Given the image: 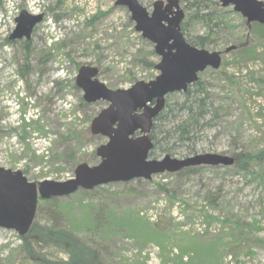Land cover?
I'll use <instances>...</instances> for the list:
<instances>
[{
  "label": "rangeland",
  "instance_id": "obj_1",
  "mask_svg": "<svg viewBox=\"0 0 264 264\" xmlns=\"http://www.w3.org/2000/svg\"><path fill=\"white\" fill-rule=\"evenodd\" d=\"M114 1L0 0V166L21 169L36 181L65 180L74 175L76 164L98 162L95 149L107 137L93 134L90 121L106 101H84L83 91L74 86L78 67L96 65L98 78L112 88L128 87L135 80H147L158 73L154 65L143 62V57L152 63L158 61V55L149 53L153 44L135 30L129 10ZM153 1L141 0L149 9ZM181 5L184 7L182 1ZM21 9L44 13L27 47L23 46L25 39H8ZM242 18L235 10L226 16L228 24L235 27L234 37L245 31L240 25ZM191 30L198 33L204 27L195 23ZM263 48L262 40L255 57L243 62L224 52L222 57L228 62L220 65L222 72L202 71L200 78L212 101L224 106L225 112L206 129L204 139L197 144L198 152L234 156L240 150L264 148ZM21 115L26 122L36 120L35 125L42 129L27 125L22 138ZM182 151L173 156H183ZM166 173L153 174L151 179L115 181L108 187L116 192L114 206L125 217L139 214L146 219L147 228H163L165 251L148 236L147 241L138 237V232L122 231L107 246V264H170L172 249L202 250L214 241L231 238L234 230L230 227L236 225L245 231L240 238L247 242L264 238V170L208 165L179 176ZM75 194L73 200L83 196L84 202L91 200L82 193ZM94 200L99 201V197ZM39 221L46 222L44 217ZM19 235L14 229L0 227V264H31L28 253L19 248ZM245 245L235 250L236 256L227 254L221 264H264V246L252 244L246 252ZM221 249L222 244L218 251ZM52 251L44 248L46 255L39 254L34 264H56L64 256L55 247Z\"/></svg>",
  "mask_w": 264,
  "mask_h": 264
},
{
  "label": "water",
  "instance_id": "obj_2",
  "mask_svg": "<svg viewBox=\"0 0 264 264\" xmlns=\"http://www.w3.org/2000/svg\"><path fill=\"white\" fill-rule=\"evenodd\" d=\"M222 6H231L248 22L264 25V0H219ZM130 12L135 30L153 44L159 59L154 63L158 73L150 79L135 80L128 87L112 88L98 78L96 65L81 64L75 84L86 102L106 101L91 119L90 131L107 137L95 153L98 162H80L74 175L65 180L29 179L21 169L0 166V227L25 234L31 227L39 198L69 195L80 188L134 178L151 179L153 174L175 172L187 166L231 165L234 156L222 152H195L184 156L165 153L150 156L154 142L151 129L154 118L164 108L166 95L184 91L196 81L207 67L218 68L223 50L208 49L190 43L184 36L181 23L186 11L181 0H154L149 9L141 0H115ZM44 13L21 9L15 16V26L8 39L29 40L35 25Z\"/></svg>",
  "mask_w": 264,
  "mask_h": 264
},
{
  "label": "trees",
  "instance_id": "obj_3",
  "mask_svg": "<svg viewBox=\"0 0 264 264\" xmlns=\"http://www.w3.org/2000/svg\"><path fill=\"white\" fill-rule=\"evenodd\" d=\"M181 1L186 9L181 29L190 43L200 47L221 46L222 48L235 44V47L227 52L235 55L237 62L255 57L259 43L264 41L263 24L257 21L248 22L242 18L240 25L245 31L240 36L234 37L235 27L228 24L226 19V16L234 11L229 6H222L219 0ZM195 23L201 24L204 30L198 33L192 32L191 25ZM28 43L29 41L25 39L23 46L27 47ZM149 53L153 54L154 50L151 49ZM145 58L143 57V62L146 66L154 65ZM227 62L222 57L221 66ZM21 67L24 70L26 65L23 64ZM207 68L219 73L224 70L220 66L216 69ZM201 73L202 71L198 79L189 84L186 90L170 92L166 95L165 106L153 121L151 136L154 145L150 150V156L155 157L165 153L173 155L182 148L184 149L182 152H185L183 156L198 152L197 144L204 139L206 129L214 126L224 114L225 107L214 104L207 87L200 78ZM21 117L23 123L20 127L23 133L20 136L22 138H25L27 125L38 130L42 129L41 126L35 125L36 120L26 122L25 115ZM76 137H79L78 133ZM28 148L26 147V150H29ZM31 153L33 157H37L33 150ZM234 158L235 161L231 166H236L237 169L264 170V148L255 152L240 150L234 153ZM205 166L208 165L187 166L166 174L179 176ZM109 185L111 186V182L91 189L80 188L67 195L72 198L71 200H68L66 195L38 199L36 217L30 229L25 234L19 235L21 239L19 248L28 253L31 264L38 261L40 255H46L43 253L44 248L53 253V247L64 253L62 259L56 264H107L108 260L105 257L107 246L113 236L122 231L126 234L138 232V237L145 238L147 241L152 238L157 242V246L163 252L165 251L167 236L166 233L162 234V227L147 228L144 224L146 219L139 214L132 218L125 217L114 206L116 192L110 191ZM126 191L130 192L131 188ZM121 192L124 194L125 189ZM75 193L89 196L91 200L84 202V196L73 200ZM96 196L99 197V201H93ZM41 217H44L45 223H40ZM232 220L229 219V221ZM230 228L234 230L231 238L222 242L214 241L202 250L181 246L175 250L172 249L170 264H221L227 254L236 256L235 250L243 243L247 246L246 252L252 244L264 246V238L256 237L257 239L247 242L246 239L240 238L245 231L239 225ZM221 244L222 249L219 252L218 246ZM240 250L238 249V252Z\"/></svg>",
  "mask_w": 264,
  "mask_h": 264
}]
</instances>
